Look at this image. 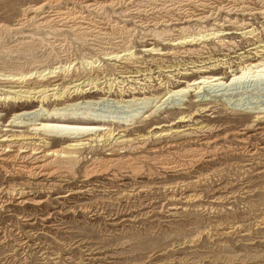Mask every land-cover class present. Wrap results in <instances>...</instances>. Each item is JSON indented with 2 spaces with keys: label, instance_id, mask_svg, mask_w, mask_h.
Returning a JSON list of instances; mask_svg holds the SVG:
<instances>
[{
  "label": "bare ground",
  "instance_id": "bare-ground-1",
  "mask_svg": "<svg viewBox=\"0 0 264 264\" xmlns=\"http://www.w3.org/2000/svg\"><path fill=\"white\" fill-rule=\"evenodd\" d=\"M225 1L151 2L125 10L124 18L141 27L136 39L142 54L132 49L134 35L113 36L102 30L101 21L89 20L83 26L84 14L55 1L28 5L14 25L1 24L0 106L12 105L15 110L1 129L10 133L0 135V175L6 183L0 185V207L11 201L40 205L47 201L40 194L65 200L83 192L118 190L128 197L131 191L141 190L137 184L144 178L161 181L169 173L185 174L213 163L222 154L219 141L230 136L236 140V152L252 155L264 148L252 142L255 135H264V107H237V90L244 81L264 82V24L255 26L247 20L252 17H243L264 18V0H256L259 6L250 5L254 0ZM45 5L49 10H43ZM102 7L101 3L95 6ZM26 24L31 32L6 36ZM108 27L111 32L117 28ZM227 36H242L250 46L232 56L223 51L221 57L212 56L208 44L216 43L221 50L237 47ZM162 45L169 48L163 50ZM83 46L89 52H81ZM148 53L153 56L145 59ZM167 55L176 60L166 61ZM148 63L156 67L155 83ZM217 68L224 69L215 72ZM131 81L137 85L128 84ZM205 89L219 91L210 96L225 103L234 97L230 95L237 96L231 109L252 114L251 120L222 135L216 133L220 127L191 122L212 100L208 93L203 95ZM188 96L193 98L192 108L186 104ZM109 101L140 106L128 118L93 111ZM172 110L180 114L176 121L157 120ZM146 124L145 131L140 130ZM93 178L107 182L96 186ZM126 180L133 181L131 189ZM72 183L79 189L70 187Z\"/></svg>",
  "mask_w": 264,
  "mask_h": 264
},
{
  "label": "rangeland",
  "instance_id": "rangeland-1",
  "mask_svg": "<svg viewBox=\"0 0 264 264\" xmlns=\"http://www.w3.org/2000/svg\"><path fill=\"white\" fill-rule=\"evenodd\" d=\"M49 1L58 2L62 7H74L76 11L84 14L87 20L83 26L88 25L86 22L89 20L101 21L99 26L101 25L102 30L113 36L134 35L131 40L134 46L132 49L136 50V54H142V45L136 39L141 34L138 30L141 27L133 19H125L122 13L151 2H165L166 5L187 0ZM43 2L45 0H0V25H14L21 16L22 8ZM97 2L103 4L99 10L95 8L99 4ZM256 2L254 0L250 5L259 6ZM222 3L227 2L222 0ZM88 4L89 6H84ZM43 10H49L48 5ZM243 17H252L247 20L255 26L264 24V18H260L258 14ZM111 24L114 28L117 27L114 30L116 34L110 31L108 26L111 27ZM28 26L26 24L6 36L29 33L32 28ZM67 36L68 39L72 37L70 34ZM227 37H233L237 47L232 45L227 51L221 50L216 43L208 44L206 49L212 56L221 57L222 51L232 56L250 46V41L242 36ZM71 42L72 45H77L73 40ZM83 47H80L81 52H89L86 46ZM162 47L163 50L169 48L165 45ZM150 56L153 55L148 53L143 57L148 59ZM165 59L169 61L175 58L167 55ZM232 59L235 58H230ZM149 67L154 71L152 79L155 83L153 76L157 74L156 67L148 63ZM222 69L224 68H217L215 72ZM164 76L165 74L162 75ZM186 77L191 79L192 76ZM141 78L142 76L138 78L139 82H143ZM128 84L137 85L135 81ZM237 91L240 94L237 107H264V82L247 80ZM204 92V96L206 93L209 96L220 93L206 89ZM211 96L212 100L208 101L206 111L193 116L191 122L220 127L221 130L216 133L222 135L239 129L251 120L252 114H241V111L231 109L238 98L234 94L229 96H234L231 101L228 100L230 103ZM192 99L188 96L186 101L190 108L194 105ZM138 105L121 106L109 101L93 111L104 113L110 118H128L135 114L140 106ZM14 110L12 105L0 106V135L10 133L1 129L5 127ZM166 115L165 118L160 117L157 120L171 123L180 114L172 110ZM186 123L189 121L177 123L174 127H181ZM148 125L140 130L145 131ZM252 142L264 146V135H255ZM219 145L222 154L213 163L194 167L185 174L170 176L169 173L161 181L144 178L137 184L141 190L131 191L132 195L128 197L120 196L118 190H104L94 191L91 195L85 192L71 195L65 200L54 199L56 194L49 197L40 194L39 198L47 199L40 205L27 203L22 206L11 201L10 204L0 207V264H264V148L258 149L257 152H260L252 155L239 150L236 152V140L231 136L226 140L221 139ZM0 176V185H5L4 177ZM91 182L97 186L107 181L93 178ZM126 182L131 189L133 181ZM77 185L79 184L72 183L70 187L78 188ZM98 188L101 189L96 187ZM65 189L66 186L58 191Z\"/></svg>",
  "mask_w": 264,
  "mask_h": 264
},
{
  "label": "built area",
  "instance_id": "built-area-1",
  "mask_svg": "<svg viewBox=\"0 0 264 264\" xmlns=\"http://www.w3.org/2000/svg\"><path fill=\"white\" fill-rule=\"evenodd\" d=\"M229 49H230V48H229ZM229 49H225V50H227V51H228ZM225 52H226V51H225Z\"/></svg>",
  "mask_w": 264,
  "mask_h": 264
}]
</instances>
